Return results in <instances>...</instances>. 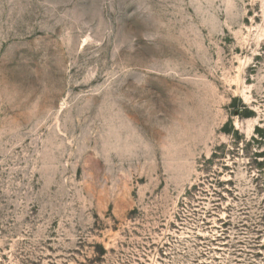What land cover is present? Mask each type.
<instances>
[{"label": "rangeland", "instance_id": "374dc122", "mask_svg": "<svg viewBox=\"0 0 264 264\" xmlns=\"http://www.w3.org/2000/svg\"><path fill=\"white\" fill-rule=\"evenodd\" d=\"M0 264H264V0H0Z\"/></svg>", "mask_w": 264, "mask_h": 264}]
</instances>
